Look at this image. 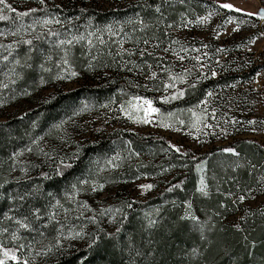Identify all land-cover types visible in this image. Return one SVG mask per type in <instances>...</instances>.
<instances>
[{
    "label": "rangeland",
    "instance_id": "rangeland-1",
    "mask_svg": "<svg viewBox=\"0 0 264 264\" xmlns=\"http://www.w3.org/2000/svg\"><path fill=\"white\" fill-rule=\"evenodd\" d=\"M172 1L175 2L166 0L164 9L157 13L153 8L147 16L140 11H133L123 18L106 19L103 24H97L90 18L92 23L77 33L74 31L76 23L73 22L81 18V14H69L70 17L64 18L60 10L86 8L111 13L117 9L123 10L132 0H44V3H40V0H6L16 11L36 9L39 13L15 26L0 28V33H5L0 36V44L33 39V51L30 53L29 46L22 43L14 46L11 55L8 49L0 48V57L9 56V62L5 66V78L0 84L9 86L13 80H23L26 67L14 65V59H19L21 65L29 63L33 60L34 53L41 51L43 47L53 48L59 52V56L43 63L51 72L44 71L40 63L35 67V79L18 87L17 93L9 91L10 96L7 99H0V123L24 117L51 99L80 89H104L106 94L96 98L95 102L87 98L84 92L79 95V99L75 98L77 100L71 107L72 110L53 121L47 130L33 138L36 140L37 137H43L42 140H38L36 144H33L32 140L28 146L18 151L24 150L22 155H12L11 169L3 172L5 181H26L34 176L40 165L49 167L71 153H79L77 149L119 137L112 143L111 151L101 156L100 161L95 164V170L83 173L71 183L78 184L79 180L87 179L90 183L96 181L103 184L102 189L92 191L89 185L78 184V187L84 190L73 196L70 185L56 199L63 207L56 206L53 209L52 205L56 200L50 205L49 211H55L59 221V224L50 221L54 230L52 234L45 235L41 241L29 242L18 233L21 239L12 242L11 234L17 231L18 226L8 229L4 239H0L5 247H18L20 243L32 245L31 255L28 254L27 247L17 253L21 258L26 257L33 264H42L46 258H52L56 250L73 254L87 246L92 232L99 228L115 232L125 202L145 203L157 197V200L167 197L163 195L164 186L176 172L174 170H181L184 164L177 163L174 153L162 145H154L149 149L148 152L152 156L149 161L147 154L135 151V145L125 141L126 133L138 138H164L176 148H186L196 154H208L210 158L219 157L218 163L226 167L227 173L230 168H238L242 164L244 156L239 150L244 144L264 147V20L258 16L246 15V12H256L264 8V0H215L216 5L209 2L210 0ZM222 2L232 3L244 9L243 14H234L230 10L220 8ZM209 12L212 16L207 22H198V17L207 16ZM44 19L59 20L60 23L43 25ZM140 19L147 25L143 30ZM34 22H37L34 29L28 27ZM22 26L27 28V32L11 34ZM108 26H111V33ZM49 30L58 33V36H49ZM89 32L95 34L92 37L94 46L91 49L86 41H74L71 46H63L77 50L76 61L69 63L78 75L70 79H53L61 71V67H67L62 64L57 66L63 55L61 47L57 46V40L86 36ZM37 35L41 39L36 40ZM97 37H101L104 43L101 44ZM144 40H148V43L145 44ZM21 47L26 48L23 54H20ZM124 50H130L133 54L129 55ZM141 52L144 54L141 55ZM29 55L31 60L27 59ZM181 56L184 57L183 60L180 59ZM196 57L200 59L197 60ZM13 67L18 73L13 75L15 78L8 74L9 69ZM152 72L157 74L155 78H150ZM171 76H184V79L171 80ZM41 77L46 83H40ZM171 84L175 87L165 88V85ZM178 91H183L179 98L167 101L163 99ZM209 92L212 93L211 96L208 95ZM202 93L204 95L201 98ZM134 95L152 100L153 105L161 110L160 113L152 115L149 123L135 122L120 111V105L126 104ZM192 112L204 114V120L199 125L200 131L192 127L195 119ZM169 113L172 115L169 116ZM162 119L171 127H163ZM179 120H183L184 124H180ZM249 121L254 123H248ZM205 124L211 127H206ZM57 125L59 127H56ZM29 147L32 148L31 152L26 151ZM225 148L235 149L238 155L223 151ZM117 156L119 159L114 160ZM109 160H114L118 167H113L108 163ZM258 160L261 165L253 171L256 176L246 187V191L241 192L246 199L243 202L238 201L235 210L224 211L223 224H240L241 217L264 209V194L261 193L259 183L260 178L264 177V157L261 160L257 158ZM150 162L154 167H149ZM195 171L196 187L199 188L203 176L210 195L209 161L198 164ZM211 177L219 186L220 181L216 174L210 176V180ZM142 184L154 186L151 189H142ZM190 202V211L198 215L200 212L197 205L192 200ZM109 207L120 211L102 215L101 210ZM64 209L68 211L65 212ZM186 211H189L188 203L184 204L182 216ZM93 216L96 217V222L90 219ZM61 225L65 236L69 230H83L86 235L82 239H62V247H53L46 254L36 255L42 248L55 244L57 229H60Z\"/></svg>",
    "mask_w": 264,
    "mask_h": 264
},
{
    "label": "trees",
    "instance_id": "trees-1",
    "mask_svg": "<svg viewBox=\"0 0 264 264\" xmlns=\"http://www.w3.org/2000/svg\"><path fill=\"white\" fill-rule=\"evenodd\" d=\"M169 2L175 1L169 0ZM209 2L215 4V0ZM166 3V0H132L123 10L117 9L111 13H102L86 8L60 11L64 18L70 17L69 14L77 16L81 14V18L79 17L73 22L76 23L74 31L79 33L92 23L89 21L90 18L94 19L93 22H97V24L100 22L103 24L102 22H106V19L123 18L133 11H140L147 16L150 15L151 9L157 6L164 9ZM45 9L49 10L46 5ZM34 10L13 12L7 9L3 15L8 19L0 20V28L8 25L15 26L17 23L38 15L39 11ZM46 11L44 12L46 13ZM230 11L234 14H243L242 11ZM24 12L28 14L17 15V13ZM61 13L60 15H62ZM86 21H88L87 24H84ZM25 49V47H21L20 54H23ZM67 49L69 61H76L77 50L70 47ZM58 54L59 52L54 51L53 48L46 47L36 54L34 53L33 60L29 61L32 64L31 68H24L23 72L26 74L24 73L23 80L11 83L7 88H0V99H7L10 96L9 91L17 93L18 87L35 79V67L40 63L51 61H46L44 57L48 55H51L52 58L58 57ZM8 62H2L0 59V83L5 78V66ZM10 77L15 78L13 75ZM83 92L87 98L92 99V102L106 94L104 89L88 91L80 89L51 99L24 117L0 123V228L15 229L17 227L14 225V220L6 218V214L12 217L27 216L33 230L19 229L18 233H21L23 239L29 242L41 241L45 235L54 232L47 217L50 205L80 175L88 173L91 169L95 170V164L100 161L101 156L111 151L112 143L119 138L113 137L109 142L83 147L79 153H75V158L70 160L72 167L61 169L63 175L57 174L59 160L49 167L38 166L34 176L26 181L10 183L5 181L3 172L11 169L13 153L24 149L35 136L47 130L53 121L72 110L71 107L77 100L75 98H78ZM203 95L204 93L200 97L202 98ZM124 139L135 145V151L147 154L149 161L152 157L148 152L149 149H152L154 145H162L174 153V159L178 160L177 163L184 164L181 170L178 168L174 170L176 172L170 176V181L164 186L163 195H167V197L162 200H157V197L153 201L145 203L125 202L122 206L123 212L119 219L118 232L117 230L108 232L99 228L92 232L87 246L73 254L56 250L53 257L46 258L42 264H264V215L261 214L264 213V209L244 216L245 219L240 222L243 231H238L235 227L222 222L224 211L236 209L238 202L236 198L242 194L241 192L246 191V187L256 176L253 175V171L261 165L257 158L261 160L264 157V147L257 144H244L239 150L244 156L242 164L238 168H230L227 173L226 167L222 163H218L219 157L210 158L208 154H196L182 147H178L180 151L177 152L176 147H173V144L164 138H138L136 135L126 133ZM73 154L62 159L67 160ZM208 161L211 170L209 173L211 193L208 197H203L197 191L195 170L198 164ZM149 167H154L153 163L150 162ZM42 173H47L48 178H45ZM215 174L220 181L219 186L212 180V177L210 180V176H215ZM174 185H179V187H173ZM21 195L25 196L24 201L19 200ZM190 200L195 202L199 209L200 213L196 216L201 221H207V227L204 230L206 240L201 239L200 233L193 227V221L181 219L184 204ZM222 204L224 207H221ZM160 207L162 208L160 209ZM33 208L41 209V220L37 221L34 218ZM149 219L156 223L149 226ZM45 224L47 227H44ZM40 232H44V236H41ZM4 235L5 233L0 235V239H4ZM96 236L99 238L94 244L91 243ZM194 248L198 250V255L192 254ZM8 264H14V262L9 261ZM29 264L33 263L29 261Z\"/></svg>",
    "mask_w": 264,
    "mask_h": 264
},
{
    "label": "snow or ice",
    "instance_id": "snow-or-ice-1",
    "mask_svg": "<svg viewBox=\"0 0 264 264\" xmlns=\"http://www.w3.org/2000/svg\"><path fill=\"white\" fill-rule=\"evenodd\" d=\"M40 3H44V0H40ZM219 7L222 8V9H227V10H234L236 12L244 11V9L238 8L234 4L228 3V2L221 3L219 5ZM4 9H8L9 11H13V12L16 11L15 9L12 8V6L10 4L6 3V0H0V20L8 19L7 16L3 15ZM30 11H35V10L32 9ZM155 11L157 13H159L161 11L160 7L157 6L155 8ZM27 14H28L27 12L17 13L18 16H25ZM246 15H248V16H258L260 19L264 20V8H260L256 12H246ZM211 16H212V13L209 12L207 16L198 17V22H207L210 19ZM229 19H231V18H229ZM129 22L131 23V21H129ZM36 23L37 22H34L32 25H30L28 27L34 29ZM49 23H60V21L59 20H49V19H44L42 21L43 25H47ZM139 23L141 25V30H143V28L147 27V25L145 24L143 19H140ZM168 27H172V25H168ZM108 30L111 33V31H112L111 30V26H108ZM21 31L27 32V28H23V26H22L21 29L17 30V32H14V33H11V34L12 35H17ZM2 35H5V33H0V36H2ZM48 35H50V36H58V33H55V32H52L51 30H49ZM94 35H95L94 33L89 32L86 36L80 35V36H73L71 39H68V40H63V39H58L57 40V42H56L57 46L61 47V50L63 52L61 60L57 62V66L60 67L61 64H62V65L67 66V67H61V71L58 72L53 77V79H70V78L75 77V76L78 75V73L72 68L71 64L69 63V59H68L69 51H68V49L64 48L63 46L64 45L71 46V45H73L74 41L75 42L86 41L89 49H91L94 46L93 45V39H92V37ZM35 39L39 40V39H41V37L39 35H37L35 37ZM97 39L99 40V42L101 44L104 43V40L101 37H97ZM143 42L145 44H147L148 40H144ZM21 43L24 44V45H28L29 46V53L33 51V47H32L33 39H27V38L19 40V41H14L13 43H10V44H7V45L0 44V48L8 49L9 50V55H11V50L14 48V46H18ZM120 43L122 44L123 41H121ZM175 43H179V42L175 41ZM168 50L169 49H165V51H168ZM181 50L183 51L184 49L182 48ZM124 51L128 52L129 55L133 54L130 50H124ZM140 54L143 55L144 53L141 52ZM31 58L32 57L30 55L27 57L28 60H31ZM0 59H2L4 61H8L9 56L5 55V56L0 57ZM93 59H95V57H93ZM180 59L183 60L184 57L181 56ZM196 59L199 60L200 58L196 57ZM46 60H48V61L52 60V56L48 55L46 57ZM12 63L14 65H19L21 67H29L30 68L32 66L29 63H25L24 65H21V61L19 59H14L12 61ZM40 67L46 72H51V69L50 68H45L43 63L40 64ZM89 67H91V65H89ZM185 71H187V70H185ZM65 72L68 73V74L64 75ZM8 74L18 75V73L16 72L15 67L9 69V73ZM156 75L157 74L155 72H152L150 78H155ZM213 75H215V72H213ZM257 75H259V73H257ZM170 79L171 80H183L184 76H171ZM12 83H15V81L13 80ZM40 83L41 84L46 83V81L43 79V77H41ZM0 87L7 88L8 85L7 84H0ZM168 87H175V85L174 84L165 85V88H168ZM182 95H183V91H178L177 93H173L171 97H163V99L165 101H167L168 99L179 98V96H182ZM208 95L211 96L212 93L209 92ZM120 111L123 112L129 119L134 120L135 122L149 123L150 120H151L152 115L156 114V113H160L161 110L153 105V101L152 100H149V99H147L145 97H141V96H138V95H134V96H132V98L130 100H128L126 102V104H121L120 105ZM189 111H191V110H189ZM75 114H77V113H74V115ZM168 115L171 116L172 114L169 113ZM192 115L195 118L193 123H192V127L195 128L197 131H200L199 125L204 120V114L203 113L197 114L196 112H192ZM178 122L180 124H184L183 120H179ZM62 123H63V121L61 122V124ZM248 123H254V121H249ZM161 125L163 127H166V128L167 127H171V125L166 123L163 119L161 120ZM33 126L35 127V123L33 124ZM204 126L211 127V125H207V124H205ZM56 127H59V125H57ZM42 139H43V137H37L36 140H33V144H36L38 140H42ZM173 147H175V146H173ZM23 151L24 150H22L20 152H17V153H13V156L15 157V156L22 155ZM26 151L31 152L32 148L29 147V148L26 149ZM40 151L42 152L43 150L41 149ZM77 151H79V149H77ZM176 151L179 152L180 149L177 147ZM223 151L238 155V153H236L235 149H233V148H225V149H223ZM44 154L47 155V153H44ZM137 155H138V153H137ZM74 158H75V153L73 154L72 157L67 158V160L66 159H60L59 164L57 166V174L58 175H63V172L61 171V169L72 167V164L70 163V160L74 159ZM118 159H119V156L114 158V160H118ZM114 160H109L108 163L112 164L113 167H118V164H116L114 162ZM23 171H26V169H23ZM42 175L45 176V178H48V174L47 173H42ZM259 183L261 185V189H260L261 193L264 194V177L260 178ZM78 184L79 185H89L92 191H95L97 188H101L102 189L104 187L103 184H98L96 181H92L90 183L89 180H87V179L79 180ZM78 184L74 183V184L71 185V188L73 190V192H72L73 196L78 195L79 192L84 190L83 188L78 187ZM153 186L154 185H152V184H142V185H140V187L142 189H151ZM173 187H179V185H174ZM169 190H171V189H169ZM197 191L203 196H208L209 195L208 185H207V183H206V181H205L203 176L200 179V186L197 189ZM248 191L251 192V189H249ZM26 195H28V194H26ZM229 195H232V194L229 193ZM245 199H246V196L243 195V194L239 195L237 197V200L240 201V202H243ZM19 200L20 201H24L25 200V196L24 195L19 196ZM187 203H188L189 211H186L184 216L181 217V219L182 220L183 219H188V220L193 221L194 222L193 223V227L195 228V230H197L200 233L201 239L202 240H206L207 237L204 235V230L207 227V221H201L198 216H196L194 213H192L190 211L191 202L189 201ZM56 206L63 207L60 204L59 200H56L55 204L52 205L53 209ZM84 206L85 207L88 206L86 202H84ZM128 206L130 207L131 205H128ZM221 207H224V205L222 204ZM64 211L67 212L68 210L64 209ZM119 211H120V209H112L111 207H109L107 209H102L101 210V214L102 215H106V214H109V213H114V212H119ZM261 214L264 215V213H261ZM32 215L34 216V218L37 221L41 220L42 219L41 209L40 208H33L32 209ZM217 215H219V213H217ZM56 216H57V213L55 211H50V212L47 213L48 221H55L56 224H59V221L56 219ZM6 218L10 219V220H14V222L18 226L17 231H14L11 234L10 239H11L12 242H16V241L21 239V237L18 235L19 229L33 230L31 223L28 222V217L27 216L12 217V216H7V214H6ZM90 219L93 222H96V217L95 216L91 217ZM240 219L243 220V219H245V217H241ZM155 223H156V221H154L152 219L148 220V225L149 226H153ZM233 226L238 231H243V229L241 228V225L239 223H235ZM44 227H47V224H45ZM62 228H63V226L61 225L60 229H57V236L55 237V244L54 245L53 244H49L48 246H46V248H42L40 251H38L36 253V255H40L42 253L46 254L48 251H51V249L53 247H58V248L62 247L63 246L62 245V239H69V240L77 239V238L82 239L83 236L86 235V233H84L83 230H81L79 232H72L71 230H69L67 236H65L64 232L61 230ZM101 231H102V229H101ZM118 231H119V229H117V232ZM7 232H8L7 228H0V235H2L4 233H7ZM40 235L44 236V232H40ZM98 238H99L98 236L94 237L93 240L91 241V243L94 244ZM245 239H247V237H245ZM26 247L29 250L28 254L31 255V249H32V245L31 244L26 246L25 244L20 243L18 245V247H16V246H14V247H5L3 241H0V264H8L9 261L14 262V264H29V260L26 257L22 259L21 256H19L17 254L20 250L25 249ZM192 254L193 255H198L199 254L198 250L195 249V248L192 249Z\"/></svg>",
    "mask_w": 264,
    "mask_h": 264
}]
</instances>
